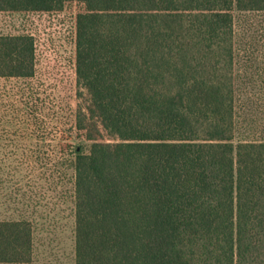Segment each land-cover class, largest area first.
<instances>
[{
    "label": "trees",
    "instance_id": "1",
    "mask_svg": "<svg viewBox=\"0 0 264 264\" xmlns=\"http://www.w3.org/2000/svg\"><path fill=\"white\" fill-rule=\"evenodd\" d=\"M71 1L83 4L76 65L92 121L89 151H74L76 264H264V139L236 141L234 14L264 0H0V11ZM35 65L32 34L0 35V76ZM33 241L30 221L0 219V263L29 262Z\"/></svg>",
    "mask_w": 264,
    "mask_h": 264
},
{
    "label": "rangeland",
    "instance_id": "2",
    "mask_svg": "<svg viewBox=\"0 0 264 264\" xmlns=\"http://www.w3.org/2000/svg\"><path fill=\"white\" fill-rule=\"evenodd\" d=\"M82 8L71 1L51 12L0 11V35L32 34L36 43L32 77L0 76V219L31 222L33 253L29 262L0 264H76L74 151L92 144L76 65ZM234 14L236 141L264 139V10Z\"/></svg>",
    "mask_w": 264,
    "mask_h": 264
}]
</instances>
